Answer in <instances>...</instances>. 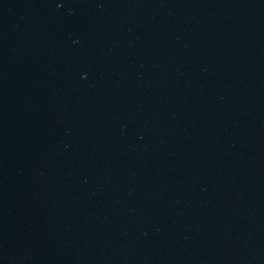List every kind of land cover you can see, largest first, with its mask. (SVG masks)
Listing matches in <instances>:
<instances>
[{
    "label": "water",
    "instance_id": "obj_1",
    "mask_svg": "<svg viewBox=\"0 0 264 264\" xmlns=\"http://www.w3.org/2000/svg\"><path fill=\"white\" fill-rule=\"evenodd\" d=\"M0 264H264V0H0Z\"/></svg>",
    "mask_w": 264,
    "mask_h": 264
}]
</instances>
